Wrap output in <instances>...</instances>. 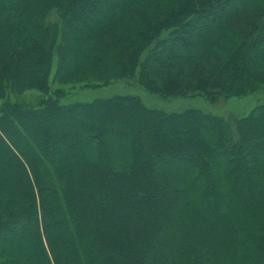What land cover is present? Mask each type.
<instances>
[{"label": "trees", "instance_id": "obj_1", "mask_svg": "<svg viewBox=\"0 0 264 264\" xmlns=\"http://www.w3.org/2000/svg\"><path fill=\"white\" fill-rule=\"evenodd\" d=\"M54 67L63 85L247 96L264 0H0V264H264V104L234 129L133 95L61 103ZM31 90L52 95L10 100Z\"/></svg>", "mask_w": 264, "mask_h": 264}, {"label": "rangeland", "instance_id": "obj_2", "mask_svg": "<svg viewBox=\"0 0 264 264\" xmlns=\"http://www.w3.org/2000/svg\"><path fill=\"white\" fill-rule=\"evenodd\" d=\"M56 67L52 68V76L50 78V85L52 93L59 96L61 103L71 102H90L99 98H106L113 95H133L140 97L144 104L152 109H159L165 112H182L187 109H197L205 113L222 116L228 119L235 129L236 120L248 116L255 108L264 104V89L256 93L243 96L233 97L230 99L221 98L216 103L210 102L203 94H195L187 97H163L147 91L142 87L137 79H119L111 81L107 84H100L98 86L86 87L84 85H63L55 81ZM36 90L25 92L23 95L13 97L12 102L22 100L27 103L37 105L42 100L51 97ZM56 98L55 96H52ZM176 177V171H172ZM183 175V174H182ZM181 176V175H180ZM187 179L186 174L183 175ZM186 180H184L185 182ZM186 183V182H185ZM257 229H261L263 224L254 222ZM247 229V227L245 228ZM245 232V231H244ZM241 245V244H239ZM243 250L251 249L250 244L243 243Z\"/></svg>", "mask_w": 264, "mask_h": 264}]
</instances>
